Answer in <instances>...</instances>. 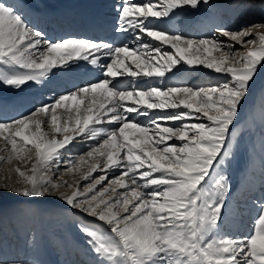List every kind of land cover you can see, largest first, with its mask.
I'll return each mask as SVG.
<instances>
[{
    "label": "snow or ice",
    "instance_id": "snow-or-ice-1",
    "mask_svg": "<svg viewBox=\"0 0 264 264\" xmlns=\"http://www.w3.org/2000/svg\"><path fill=\"white\" fill-rule=\"evenodd\" d=\"M40 2L0 0V104L3 92L44 85L54 69L79 62L104 78L0 122V164L10 166L0 177V221L9 202L13 214L39 204L78 210L92 218L79 225L92 264H264V199L253 201L248 231L226 232L230 179L223 168L240 111L264 73V22L191 38L158 25L211 8L212 0H122L115 31L134 47L103 38L52 41L22 12ZM199 68L227 79L166 88L136 79ZM119 77L136 83L121 87ZM105 123L112 127H97ZM78 136L97 141L67 163L65 174L89 181L83 190L63 175L53 179L61 150ZM0 264L23 262L0 257Z\"/></svg>",
    "mask_w": 264,
    "mask_h": 264
},
{
    "label": "bare ground",
    "instance_id": "bare-ground-1",
    "mask_svg": "<svg viewBox=\"0 0 264 264\" xmlns=\"http://www.w3.org/2000/svg\"><path fill=\"white\" fill-rule=\"evenodd\" d=\"M243 1H246L245 3H247L249 10L242 9L241 8L242 5H238V0H227V1L212 0L213 7L211 8L205 7L201 9L199 12L193 10L187 14H181L175 16L174 18L168 20L167 23L159 24L158 27L166 29L169 32L177 31L178 33H182L186 37L207 38L214 35L216 33V29L220 26H226L230 29H234L235 27L239 28L238 27L239 25L245 23L243 19H245L248 24L257 23V19L262 18L264 15V13H262L263 10L260 8L263 7L264 4H261L259 0H243ZM24 2L25 0H22V3ZM77 2H81L83 4H92L96 2L104 3L105 5L104 11L108 13V10L110 9L111 13H108V15H112L115 18V21L117 22V11L119 5H117L118 3L116 4L114 0H76V1L41 0L40 3L34 6H37L39 10H42V9H48L49 6L56 7L58 3H63L67 5L69 8H74ZM27 9H32V8L29 7ZM205 11L207 15L205 14ZM22 12L25 14L27 20L31 19L30 15L26 12V10L22 9ZM240 12L243 13L240 14ZM247 12H251V14L249 16L245 15L244 13ZM202 16L204 17L208 16L209 19L203 22ZM262 21L264 22V19H262ZM200 22L203 24H198ZM248 24H244V25H248ZM179 26L185 28L179 30ZM129 44L130 46L133 47L135 46L133 41ZM236 47L239 48L240 46L237 45ZM79 63H80L79 67H74L68 71L54 69L53 71L55 75L50 76L49 80L44 85H36L34 82H30L29 86H26L24 89L25 91L24 96H26L25 99H23L22 96H17L15 97V99L13 98L14 100L12 101H14V104H16L15 107L11 106L13 102H6L5 100L4 103L0 104V122H3L4 117L8 121H12L16 118H20L22 115H27L29 111L33 110L31 109L32 107L35 108L40 106L41 104L52 103L54 98L60 95L76 91L78 87L85 86L89 82H96L90 79V75L96 76L97 81L104 78L101 75V71L99 69L86 64V62H79ZM188 75H191L192 78L191 81L187 80ZM117 79L123 81V83L120 85L121 87L131 88L136 83V81H133V78L131 77H119ZM136 79L141 83L142 86L145 87L151 84L157 87L166 88L168 86H185V85H189L190 82H191L190 84H192L193 86L192 85L189 86L192 87H199L201 85L206 86L207 84L202 82L208 81V83L210 82L211 84H215L218 80L227 79V77L222 76V74L214 73L208 69L199 68V69H188L187 71L179 73L175 76H173L171 73H168L164 78L139 77ZM258 85H264V73H261L259 75V78L257 79L256 84L252 89L253 93H256L254 91L255 90L257 91ZM28 102H30V105H28ZM246 107H248V105L245 106V108ZM160 114L163 115L164 113L161 112ZM135 119L139 120L142 124L143 122H145V124L148 123L147 117L135 116ZM238 125L239 126H237L236 124L234 129L240 131V129H242L240 128V126L243 125V122H240ZM109 126L110 125L105 123L103 125H98L97 127L109 128ZM170 143L178 145L179 141H170ZM0 144H3V141H0ZM95 144H97V141H94L90 138H85L81 136L76 137V139L73 140L72 143L69 144L68 146H71L73 149H75L74 153L75 154L78 153V155H73L74 153H71L72 152L71 151L70 152L71 155L64 156V153L66 152L68 146L65 149H62L61 150L62 155L60 158V163L58 165V168L57 167L53 168V173H55V175H53V179L56 175H58L61 172L60 170H62V167L67 166V163L69 161L75 160L79 156L86 155L83 153H87L90 150V148ZM249 145L251 147L252 144ZM257 152L255 153L256 155L258 154ZM253 162L255 163L256 161L253 160ZM260 164L262 165L261 161L259 162V165ZM81 170L82 171L86 170V167L82 168ZM65 173H64L65 177L63 178V180H66L69 183H72L73 181H79L80 185L83 187L89 183V181L79 180L78 173H73V174H65ZM93 175L99 176L101 175V173L96 172ZM111 176L112 173L110 172L109 177L111 178ZM106 183L107 181L105 182V184ZM239 183L240 184L238 186V190L235 192V195L229 198V211L227 214V220L225 222V226H226L225 231L232 235H242L246 231H248L251 227L252 217L255 215V212L251 211L247 218V221L239 220L237 217L244 219L245 213L243 212L241 213L240 211H238L239 210L238 204L242 202H239L240 200L238 199L235 200V198L239 197L240 199L241 196L245 197V195L248 194V196L246 197L256 202H259L261 199H264V173H258L255 176V184L249 183V181H247L245 178L240 179ZM102 186L103 185L99 187ZM13 251L15 253H12L11 254L12 256L10 255L7 256L5 254L6 256H2V257L7 261L23 262L24 259L23 256L25 254L24 249L22 247H18L16 248V251L15 250ZM68 252L69 253L62 254L63 257L64 255L68 256V260L66 261L65 264H92V262L86 258V255L84 254L83 250H81L80 248L75 247L74 250L70 249L68 250Z\"/></svg>",
    "mask_w": 264,
    "mask_h": 264
},
{
    "label": "rangeland",
    "instance_id": "rangeland-1",
    "mask_svg": "<svg viewBox=\"0 0 264 264\" xmlns=\"http://www.w3.org/2000/svg\"><path fill=\"white\" fill-rule=\"evenodd\" d=\"M245 2L246 1L238 0V5H242L241 8L244 10H249ZM260 8L263 10L262 13H264V6ZM241 13L243 12H240V14ZM244 14L249 16L251 12ZM262 19H264V15L262 18L257 19V23L263 22ZM243 21H245V23L241 25L248 24L245 19H243ZM183 28L185 27L179 26V30ZM234 29L237 28L235 27ZM187 80H192L191 75H188ZM190 83L189 85H192ZM202 83H206L207 85L211 84L210 82L208 83V81ZM4 87L6 88V86ZM254 92L256 93H253L252 90L247 104H245L240 111V118L237 126H239L238 124L240 122H243V125L240 126L242 129H240V131L234 129L235 139L232 141V156L223 166L224 173L228 175L230 179L229 198L235 195L240 184V179L245 178L249 183L255 184V176L258 173H264V135L261 134L260 136L257 127L254 125L257 122L264 125V85H258L257 91L255 90ZM24 94L25 91L18 95L10 91H5L3 92V98L6 102H13L11 106L15 107L16 104H14L12 100L17 96H22L23 99H25L26 96H24ZM28 105H30V102H28ZM247 105L248 107L245 108ZM31 109H34V107ZM29 113L30 111L28 114ZM3 122L11 121L6 120L4 117ZM143 124H145V122H143ZM111 127L112 125L109 126V128ZM249 144H252L251 147ZM70 152L74 153L75 149L68 146L64 156L71 155ZM256 152L258 153L257 155L255 154ZM73 155H78V153H74ZM253 160L256 162L254 163ZM260 161L262 165H259ZM8 167L10 166L0 164V177L7 174ZM66 167H62V170H60L61 172L56 175L54 179L60 178L61 175H63L64 178V173L66 172L64 170H66ZM81 190H83V186H81ZM246 196L247 194L245 197ZM245 197L241 196L240 199L239 197L235 198V200L238 199L240 200L239 202H242L238 204V211L245 213V218H237L243 221H247L253 204V200ZM17 207L27 208L28 206L20 205ZM31 207L35 211L31 213L13 214L12 203L9 202L6 206L3 220L0 221L1 257L6 255L12 256L11 254L15 253L13 250L16 251V248L22 247L25 252L23 264H65L68 260V256L64 255L63 257L62 254L69 253L68 250H74L76 247L83 250L84 254H87L86 258L92 262L93 257L87 252L88 246L85 243L86 237L79 231L81 222L91 220V217H87L78 210H72L66 206L60 209H56L49 204L32 205Z\"/></svg>",
    "mask_w": 264,
    "mask_h": 264
}]
</instances>
